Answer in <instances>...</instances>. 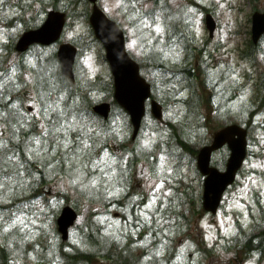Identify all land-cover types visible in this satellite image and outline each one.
<instances>
[{
    "label": "rangeland",
    "instance_id": "1",
    "mask_svg": "<svg viewBox=\"0 0 264 264\" xmlns=\"http://www.w3.org/2000/svg\"><path fill=\"white\" fill-rule=\"evenodd\" d=\"M115 2L102 0V5L127 31L130 52L142 59V48L129 47L134 37L129 30L132 24L128 12L115 7ZM166 3L170 16L166 18L167 12L156 13L165 28L160 40L164 41V48L170 46L169 50L163 51L162 62L173 65L178 73L174 75L173 69L162 72L155 66L144 68L168 107L163 123L148 117L144 134L137 143H131L129 119L118 106L114 108L113 128L111 124L103 125L102 120L98 122L92 110L86 109L82 99L87 105L89 100L99 101L110 96L106 92L113 88L109 81L112 76L110 65L100 53V50L103 52L101 45L91 40L94 36L90 33L89 22L80 18L81 15L72 20L69 38L75 37L81 41L83 53L78 63L81 99L71 103L78 107L70 113L75 111L80 124L99 132L98 136H94L97 145L95 153L105 163H98L95 168L91 165L84 168L86 176L79 183L74 182L78 173L68 167L63 160L64 149L57 148L50 135L44 138L47 142L43 147L47 151L32 157L38 159L41 173L39 164H25L19 174L15 167H10L11 171L0 179L3 185L0 187V204L6 205L5 208L0 207V243L6 242L9 249L15 250L14 263L65 264L68 251L74 249L87 253L101 246L103 253L112 252L111 257L90 259L88 254H84L85 264H264V35L258 44H251L254 49L249 45L252 40L251 14L256 7L264 10V0H161L158 5L164 6ZM140 6L141 10L147 12L157 5L155 0H140ZM206 11H210L217 20L213 37L209 36V30L205 27ZM77 12L80 14V9ZM175 20L182 21L179 22L180 28L182 23L188 24L187 32L194 38L178 40L181 31L176 33ZM6 21L2 22L0 18V82L4 84L0 88V112L9 111L4 102L6 97H1L3 91H8L18 102L17 108L22 110L27 122L26 126L13 128L11 125H15L16 120L11 117L7 121L0 119V125H9L0 127V139L5 140L15 133L19 139L8 140V146L16 149L17 142L23 140L22 135L27 134L30 116L38 119L42 131L47 127L37 92L46 99L45 112L57 100L63 107L66 103L64 98L50 100L49 94L45 97L44 88L34 89V73L30 64L36 68V72L37 68L40 71L38 57L45 60L52 50L34 48L30 57L23 58L11 54L10 34L17 37L24 26L9 30L3 26ZM152 31L155 35L154 29ZM144 39L141 38L139 42L143 44ZM151 45H156L154 39ZM144 47L146 50L151 48L148 44H144ZM246 49L247 57H243L242 52ZM169 52L172 54L168 55ZM24 64L25 68L22 69ZM45 64L41 62V67H46ZM189 66L194 75L187 78L180 68L188 69ZM43 70L46 69L43 67ZM97 79L101 80L96 82ZM105 82L107 85L104 87ZM210 95L214 96L216 102L212 108L208 104ZM217 104L223 106L214 111ZM29 106L33 107L32 111H29ZM52 117L55 118V114ZM169 121L171 124H168ZM234 121L250 125L249 158L237 183L227 190L220 210L211 214L204 210L201 203L204 181L197 171L196 156L198 148L211 140L215 131ZM37 133L35 137L42 136L39 131ZM53 135L56 139L63 136L62 133ZM68 135L75 140L81 131L79 128L72 129ZM29 137L32 136L28 135L23 142L25 147ZM178 138L185 140L184 149ZM146 140L149 144H145ZM104 143L112 162L102 156L103 152H98ZM124 149L138 151L139 155H132L130 162L131 152L125 153ZM228 154V148L224 147L214 154L213 159L219 167L224 168ZM53 158L56 160L50 163ZM92 159L96 160V156H92ZM46 160L48 164H45ZM43 164L45 168L42 169ZM58 165H65L66 168L57 170ZM4 166L9 168L2 161L1 170H5ZM107 166L116 169L110 182H105L108 178L102 175ZM168 167L172 168L171 173L167 172ZM42 174L47 180L38 185L41 180L39 175ZM94 175L99 180V186H81L88 185ZM160 179L164 180L163 187L153 191ZM109 192L114 194L109 195ZM154 196L156 200L152 207L145 208ZM117 198L122 199L121 203L126 208L117 204L109 206L108 210L106 205ZM66 204L78 209L79 217L77 224L70 229L69 240L63 241L56 221L59 213L55 211ZM142 209L148 213L147 218ZM123 211H127L129 221ZM17 216H21L26 228L21 230L19 224L9 226ZM89 218L92 224L88 231L98 228L101 233L90 236L94 240L91 243L83 233ZM238 230V236L233 239ZM65 243L68 244L66 248ZM71 244L75 247L72 248ZM28 247L30 250L25 255L23 250ZM258 247L263 255L251 251ZM121 251L128 254L129 259L119 258ZM17 252L24 255L17 257Z\"/></svg>",
    "mask_w": 264,
    "mask_h": 264
},
{
    "label": "water",
    "instance_id": "2",
    "mask_svg": "<svg viewBox=\"0 0 264 264\" xmlns=\"http://www.w3.org/2000/svg\"><path fill=\"white\" fill-rule=\"evenodd\" d=\"M96 1V0H93ZM253 21V37L257 41L264 32V13H255ZM53 16L49 26L39 31L29 32L23 38V43H29L34 40H44L49 36V40H56L60 35L63 26V17ZM208 25L212 32L214 31V18L208 14ZM95 33L105 43L106 54L109 64L115 76V97L123 106L132 113V119L135 123V130L138 131L142 116L145 113V100L150 95V85L139 73V65L127 53L124 42V32L118 28L116 23L108 18L97 6L93 9L91 16ZM58 25L54 29V24ZM77 48L73 45H63L59 51L62 61L63 72L75 79L73 73V64L76 60ZM99 113L108 116L109 104L102 102L94 107ZM153 110L156 116H161V107L158 102H153ZM212 144L203 146L199 156L198 164L200 170L206 174L204 203L207 209L216 212L220 205L221 198L226 187L234 182L240 166L243 164L247 154V128L237 123L225 125L214 135ZM225 143L230 147L231 153L225 170H220L216 166H211V156L214 150L223 146ZM78 213L70 205L63 207V211L57 218L59 231L63 234V239L69 235V227L76 221ZM1 264H8L3 262Z\"/></svg>",
    "mask_w": 264,
    "mask_h": 264
},
{
    "label": "snow or ice",
    "instance_id": "3",
    "mask_svg": "<svg viewBox=\"0 0 264 264\" xmlns=\"http://www.w3.org/2000/svg\"><path fill=\"white\" fill-rule=\"evenodd\" d=\"M3 3V0H0V4ZM115 7H121L125 11L128 12V19L132 24V27L129 29L132 32L133 39L130 41L129 47L143 48L144 44L151 45L152 39H162L165 28L163 23L160 20V17L156 13H148L141 10L140 0H116ZM129 9H131L129 11ZM192 11H195L194 9ZM151 16V18H149ZM155 31V35H153V30ZM141 38L144 39V43H140ZM161 52L164 50L161 48ZM171 55L172 53H167ZM178 56V53H176ZM13 72L15 69L12 70ZM14 77H9L12 79ZM31 79V77H29ZM4 87L3 82H0V88ZM61 98L63 94L61 93ZM31 103V101H30ZM9 111L0 112V119L5 121L9 120V117L16 120L15 125H11L13 128H16L17 125L26 126L24 124V114H22V110L12 111V109L17 108V103L13 102L9 106ZM55 114L54 119H50L49 123L52 125L51 129H48L45 126V131L42 133L41 137H29L26 141V148L22 149V151H26L27 154L31 157H36L39 153L47 151L43 144L47 141L44 138L53 136V140L56 142V147H62L64 149V157L63 160L67 162L68 167L78 175L75 176V181L79 183L81 178L86 176V173L83 171L84 168L91 165L92 168L97 167V164L105 163V160L101 159L99 155L95 153V148L97 145L94 143V136H98L99 132H94L92 128L87 127L86 125L80 124L77 120V113L75 111L69 112L68 109L63 107L59 100H57L54 104L49 106V109L45 112L46 117H52ZM8 124L0 125V127H8ZM79 128L81 131V135L76 136L75 140H73L68 132L72 129ZM62 133L63 136L60 139H56V136L53 134ZM13 139H19V137L14 133L12 136ZM145 144H149V141H145ZM75 145V147H73ZM70 153V155H69ZM96 156V160L92 159V156ZM102 156L107 159V161L112 162V157L107 151H103ZM0 161H3L9 167H15L17 169V174L19 171L23 169L24 165L21 162V158L19 153L16 151L15 147H9L7 142L3 139H0ZM161 162L163 164V157H161ZM114 163V162H113ZM163 167H161V171H163ZM167 172L171 173L172 168L168 167ZM116 169L115 167L107 166L106 171H102V175L108 178L110 182L114 178V173ZM8 179V177H5ZM164 180L160 179L158 183L155 184L153 191L160 189L163 187ZM99 186V180L94 175L90 180L88 185L81 184L82 187L88 186ZM0 187H3L0 184ZM109 195H113V192H109ZM156 197L154 196L152 200L145 205V208H151L152 204L155 202ZM242 207V205H241ZM144 217H148V213L146 211L141 210ZM19 224L21 230L26 228L27 225L24 223L21 216H17L15 220L12 221L10 227L13 225Z\"/></svg>",
    "mask_w": 264,
    "mask_h": 264
},
{
    "label": "flooded vegetation",
    "instance_id": "4",
    "mask_svg": "<svg viewBox=\"0 0 264 264\" xmlns=\"http://www.w3.org/2000/svg\"><path fill=\"white\" fill-rule=\"evenodd\" d=\"M16 1H17L16 3H11V1L9 2V0H3V3L0 4L1 21L4 22L5 20H7L3 25L4 27H6L9 30H13L16 28L20 29L21 26H24L22 27V30L20 31L17 37L14 36L13 33L10 34V36L12 37L11 39L12 45L9 46V52L11 54H16L18 55L17 57L20 58L30 57L31 52L34 50V48H36L37 50L51 49L52 51L49 52L48 55L53 56L58 51V48L61 43L72 42V40L73 42L77 43L75 37L69 38L70 34H68V31L70 30L73 21H72V16L69 12L70 9H72V4H69L67 0H16ZM38 4L40 5L39 8L37 9ZM54 9L66 12L67 18H66V27L63 33L64 35L60 39H57L56 42H53V44H42V43L34 42V44L29 45L28 48L24 50H20L18 47V40L21 37V35L27 30H31L33 28L42 26L44 21L48 17L49 12ZM41 60L42 59L38 57L37 63L38 62L40 63ZM21 62L15 65L18 66V64H20ZM24 68H25V64L22 65V69ZM30 68L32 71L34 70L36 72L35 70L36 68H34L32 64H30ZM44 68L46 69V71H48L49 68V71L52 73L57 71V69L55 70L51 63L49 64L48 68L47 66L46 67L44 66ZM51 77L53 78L52 75ZM35 78L41 79L40 72L38 69L35 74ZM43 79H44L43 81H46V79L51 80L50 76L47 75L45 76V74L43 76Z\"/></svg>",
    "mask_w": 264,
    "mask_h": 264
},
{
    "label": "trees",
    "instance_id": "5",
    "mask_svg": "<svg viewBox=\"0 0 264 264\" xmlns=\"http://www.w3.org/2000/svg\"><path fill=\"white\" fill-rule=\"evenodd\" d=\"M164 65H165V63H163L162 66H164ZM188 72H191V68H190V70H188ZM67 84L70 85V82L67 83ZM76 97H77L76 93H71L69 95V99H75ZM209 101H210V98H209ZM31 134L32 133L30 132L29 134H27V136L31 135ZM27 136L24 135V134L22 135L21 138L23 140L20 141V142H17L16 151L19 153L20 158H21V162L23 163V165L28 164V163L30 165H38L39 164V167H40V163L38 162V159H33L32 157L27 156V152L26 151H22V149L26 148L23 142H24V140L26 139ZM11 144H13V143H11ZM13 146H15V145H13ZM50 150H51V147H50ZM52 160L53 161H51L50 163H53L56 159L53 158ZM48 163L49 162H47V160H46L45 164H48ZM0 165H1V161H0ZM43 168H45L44 164L42 165V169ZM57 169H58V167H57ZM40 173H41V167H40ZM40 177H41L40 184H44V182L47 179H45L44 174L40 175ZM7 237H8V234L6 235V238ZM95 242L97 243V241H95ZM102 250H103L102 247H97V251H95L96 252V256H102V257H105V258L109 259V257H111V255H112V252L108 251L106 253H103ZM119 258L124 259L123 255L121 256V254L119 255ZM11 259H13V256L11 255V252L9 253L8 245L6 244V242H1L0 243V262H2V261H10Z\"/></svg>",
    "mask_w": 264,
    "mask_h": 264
},
{
    "label": "bare ground",
    "instance_id": "6",
    "mask_svg": "<svg viewBox=\"0 0 264 264\" xmlns=\"http://www.w3.org/2000/svg\"><path fill=\"white\" fill-rule=\"evenodd\" d=\"M122 200V199H121ZM121 200H119L118 198L117 199H115L114 201H110L109 202V206H112V205H123L122 203H121ZM121 207H123L124 209L126 208V207H124V206H121ZM110 209V207L108 208V210ZM125 212H127V211H125ZM124 211H123V215H124V213H125ZM58 231H59V225H58ZM59 232H61V231H59ZM101 233H100V230H98V228H97V230L95 229V230H93L91 233H88V232H86V236L88 237V241H90V243H91V241L93 242V240L92 239H90L89 237L90 236H93V235H100ZM92 238V237H91ZM19 245H16V247L17 248H19L18 247ZM28 250H30L29 249V247L26 249H24L23 251L25 252V255L28 253ZM16 251H17V249H16ZM10 252H12V254H13V252H15V250H12V249H9V253ZM22 255H24V254H22ZM22 255H19L18 254V252H17V254L15 255V256H17V257H21Z\"/></svg>",
    "mask_w": 264,
    "mask_h": 264
}]
</instances>
